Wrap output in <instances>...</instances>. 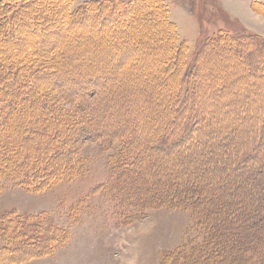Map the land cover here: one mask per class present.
<instances>
[{"label": "trees", "instance_id": "1", "mask_svg": "<svg viewBox=\"0 0 264 264\" xmlns=\"http://www.w3.org/2000/svg\"><path fill=\"white\" fill-rule=\"evenodd\" d=\"M69 2H0V190L3 178L20 180L40 191L55 182L77 177L82 165L78 152L85 141L98 142L102 152L118 146L108 160L121 187L126 188L128 179L136 177V182L132 181L130 185L136 189L135 204L142 209H191L203 231L199 242H185L165 254L161 264H264V146L260 144L264 136V101L262 107L257 106L263 116L258 117L254 131L249 132V143L238 142L244 145L233 147L231 133L234 131H228L231 143L224 142L227 146L220 150L215 145L221 141L224 131L214 133L210 126L220 128L223 121L213 118L214 111L205 107L206 102L216 100L220 94L203 90L211 86L201 81L200 72H197L204 53L217 45L254 52L257 56H253V67L260 66L264 70V42L248 33L235 36L221 33L218 37L202 40L191 62L186 46L177 41V32L171 26L167 28L168 34L161 39V48L159 44L155 46L160 48L159 53L167 54L157 59L155 71L156 75H165L164 81L171 83V89H164L161 97L168 101L164 107L170 112L164 120L153 122L151 127L137 133L126 124L137 125L147 118L156 120L157 111L148 102L150 93L139 94L145 109L143 116L136 112L131 116L127 114L124 119L118 112L112 117L102 115L101 111L111 100V89L104 81L111 76L120 84L124 79L115 74L118 70L98 73L92 69L83 73L60 64L58 56L64 47L55 39L78 35L73 25H105L107 30L104 31L111 37L106 45L114 54L113 60H118L123 52L131 53L140 44L135 41L136 45L131 46L132 43H127L128 39L121 36L127 26L141 23L142 19L146 23L148 14L160 15L164 24L162 3L136 0L133 9L125 10L131 6L124 5L121 0L88 1L75 9H71ZM153 24L147 26L144 33H148ZM131 31L125 32L129 38L135 33ZM54 41L58 45L53 44ZM6 43L9 45L4 49ZM40 45L46 46L44 51L38 49ZM220 46L213 52H222L218 50ZM131 55L122 68L127 75L138 63V58ZM37 77L45 81L34 84ZM259 77L264 78V72ZM164 81H158V84ZM118 106L128 110L126 103H118ZM249 114L245 112L241 118L247 120ZM209 133L211 135L207 137ZM137 137L141 140L133 141ZM198 149L199 154L196 153ZM159 155L166 157L164 162L183 161L182 166L173 164L165 169L162 161H158L161 164L155 161ZM65 162L67 166L63 168ZM205 163L211 166L199 169ZM185 167L198 168L195 176L190 173L191 176L184 179ZM219 168L226 171L224 177L218 182H208L207 178L214 177L215 169ZM172 174L178 179H171ZM215 190L231 197H222L215 202L212 198ZM124 197L125 202L132 203L130 197ZM237 207L239 209L235 211ZM247 207L249 210L245 209ZM137 216L136 213L130 221L138 219ZM0 222L6 226L2 235L4 240L19 239L25 247L23 251L8 245L0 247V264H16L21 259L36 256L37 243L29 242L27 236H20L25 224L21 218L1 216Z\"/></svg>", "mask_w": 264, "mask_h": 264}, {"label": "rangeland", "instance_id": "2", "mask_svg": "<svg viewBox=\"0 0 264 264\" xmlns=\"http://www.w3.org/2000/svg\"><path fill=\"white\" fill-rule=\"evenodd\" d=\"M2 1L4 2L0 0ZM88 1L95 0H70L69 3H71V9H75ZM121 1L124 5L131 6L125 9L130 10L136 0ZM156 1L162 3L166 21L162 24L160 15L153 14V17L152 14H148L146 23L142 19L141 23L127 26L121 36L126 37L127 43H132L131 46L136 45L135 41H140V44L139 47H134L131 53L123 52L119 61L117 58L113 60L114 54L106 45L111 37L105 33L104 30H107L105 25L98 26L92 23L73 25V30L76 28L78 35L55 39L64 47V51L58 56L60 64H67L71 70L83 73L92 69L98 73L118 70L115 74L124 79V83L120 84L119 80L111 76L104 81L111 89V100L101 111L102 115L112 117L115 112H118L124 119L127 114L131 116L136 112L143 116L145 109L140 103L139 96L150 93L148 102L157 111L156 120L141 118L137 125L133 122L126 124L137 133L151 127L153 122L164 120L170 112L164 107L168 101L161 97L164 89H171V83L165 82L166 76L162 73V75H156L155 71L159 63L157 59L167 54V52L159 53L162 46L161 39L168 34L167 28L171 26L177 32V41L186 46L187 57L191 62L196 47L202 40L218 37L221 33L230 36L248 33L259 37L260 41L264 42V0ZM156 22L157 24H153ZM151 24L153 27L148 29V33H144V29ZM95 29H98L97 32H92ZM128 29L132 30L131 32L135 31L130 38L125 33ZM89 36L91 37L88 38ZM57 42L54 41L53 44L58 45ZM156 44L160 45L159 49L155 47ZM8 45L6 43L3 48L6 49ZM218 46L220 45L214 48ZM45 48V45L38 47L42 51ZM214 48L204 53L197 71L200 72L199 79L211 86L210 89L203 88V90H213V94H220L216 100L206 102L205 107L208 108L207 110L214 111L213 118L217 117L223 121L220 128L210 126L214 133L224 131L221 141L215 146H219L218 149L221 150L227 146L224 142L227 141L230 144L233 141L231 145L237 148L240 145L238 142L249 143V132L254 131L258 117L263 116L260 114L259 107L263 106L264 101V78L259 77V74H263L264 70L260 66L253 67L255 55L252 51L246 52L242 49L235 51L220 46L218 50L222 52L218 53L213 52ZM131 54L138 58V63L134 71L127 75L122 72V68L132 56ZM105 61H108L107 64ZM44 81L43 78L37 77L34 79V84ZM158 81L165 83L158 84ZM244 83H247V86L243 85ZM103 94L104 91L101 95ZM118 103H126L128 110L124 111V106H118ZM136 106L139 108L137 109ZM245 112L250 113L247 120L241 118ZM228 131H234L231 133L232 139L228 136ZM210 135L209 133L206 136ZM139 139L137 137L133 141H140ZM260 144L264 146V136ZM117 148L118 146H115L102 152L98 142L85 141L78 152L82 164L80 174L71 180L55 182L44 190L36 191L21 183L20 180L10 178L1 180L0 217L21 218L25 224L20 230V236H27L29 242H36L39 247V251L34 249L35 257L21 259L19 260L21 263L16 264H161L164 255L168 252L180 248L185 242L192 240L199 242L202 239L203 231L191 209L168 207L142 209L135 204L136 189L130 185L132 181L136 182V177L132 176L128 179L126 188L121 187L117 181L118 175L115 174L108 160V156L115 153ZM199 152L200 149L196 153L199 154ZM165 158L159 155L155 161L159 164L161 162L158 161H162L165 169L173 164L182 166L183 161L164 162ZM214 158L217 157L214 156ZM66 166L65 162L63 168ZM210 166L209 163L201 164L199 169ZM186 170L182 172L184 179H188L187 176L190 177L191 174L195 176L198 168ZM225 173V170L215 169L216 175L211 179L207 178V181L218 182ZM170 178L178 179L174 174ZM219 193L221 192L217 190L212 193L215 202L220 201L219 198L222 197H231L229 194L220 195ZM124 196L130 197L132 203L125 202ZM238 209L237 207L234 210ZM245 209L249 210L248 207ZM136 213L138 219L131 222ZM246 222L248 223L247 220ZM11 227L13 228L14 224ZM5 230L6 226L0 222V247L8 245L23 251L25 247L22 240L17 239L12 242L4 240L2 235ZM27 254L29 253H25Z\"/></svg>", "mask_w": 264, "mask_h": 264}, {"label": "crops", "instance_id": "3", "mask_svg": "<svg viewBox=\"0 0 264 264\" xmlns=\"http://www.w3.org/2000/svg\"><path fill=\"white\" fill-rule=\"evenodd\" d=\"M26 263V262H25Z\"/></svg>", "mask_w": 264, "mask_h": 264}]
</instances>
